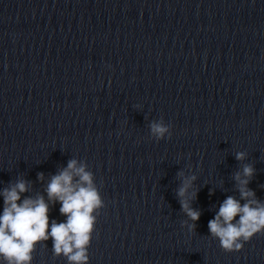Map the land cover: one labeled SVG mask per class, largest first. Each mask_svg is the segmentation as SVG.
I'll use <instances>...</instances> for the list:
<instances>
[{
	"label": "clouds",
	"instance_id": "9594fccd",
	"mask_svg": "<svg viewBox=\"0 0 264 264\" xmlns=\"http://www.w3.org/2000/svg\"><path fill=\"white\" fill-rule=\"evenodd\" d=\"M171 128L163 118L154 120L149 124L150 136L156 141L171 138ZM246 158V152L235 153L237 161L243 162ZM254 173L251 164H242V170L233 177L239 199L226 197L208 222L211 237L218 239L225 252H239L244 243L264 232V201L257 199L255 192L248 187ZM177 175L181 178V186L176 194L181 211L187 217L182 226L192 232L201 216V211L193 208L191 203L196 198L193 188L197 177L195 174L185 175L184 171ZM37 178L43 181L44 174L39 173ZM29 189L30 182L18 178L0 190L3 197L0 261L3 264H31L37 245L51 239L55 256L65 257L68 264H88V248L104 202L87 164L69 160L66 168L50 177L45 188L47 199L45 194L24 195ZM56 203L60 204L59 212L66 218L62 222L50 220V207Z\"/></svg>",
	"mask_w": 264,
	"mask_h": 264
}]
</instances>
